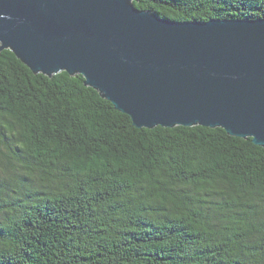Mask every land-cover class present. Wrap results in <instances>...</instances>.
I'll list each match as a JSON object with an SVG mask.
<instances>
[{"label": "trees", "instance_id": "1", "mask_svg": "<svg viewBox=\"0 0 264 264\" xmlns=\"http://www.w3.org/2000/svg\"><path fill=\"white\" fill-rule=\"evenodd\" d=\"M170 21L264 18V0H137ZM0 264H264V148L136 128L82 75L0 51Z\"/></svg>", "mask_w": 264, "mask_h": 264}, {"label": "water", "instance_id": "2", "mask_svg": "<svg viewBox=\"0 0 264 264\" xmlns=\"http://www.w3.org/2000/svg\"><path fill=\"white\" fill-rule=\"evenodd\" d=\"M137 0H0V51L82 75L136 128H222L264 148V18L170 21Z\"/></svg>", "mask_w": 264, "mask_h": 264}]
</instances>
